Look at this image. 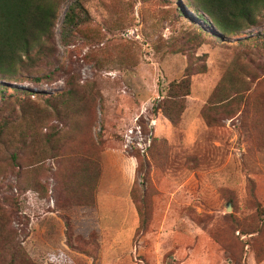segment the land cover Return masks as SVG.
<instances>
[{
    "label": "rangeland",
    "instance_id": "374dc122",
    "mask_svg": "<svg viewBox=\"0 0 264 264\" xmlns=\"http://www.w3.org/2000/svg\"><path fill=\"white\" fill-rule=\"evenodd\" d=\"M81 1L90 16L83 32L61 35L64 3L50 44L53 56L23 70L22 78L52 75L50 81L1 80L9 88H0V109L17 114L6 104L9 93L46 107L35 94L66 90L71 78L81 91L90 89L91 112L75 107L71 118L85 127L89 142H104L95 146L102 150L98 185L116 197L105 196L102 205L96 189L95 206L60 209L66 200L57 177L61 165L53 159L43 163L49 172L39 177L45 196L19 192L9 161L13 151L0 147V202L10 197L17 204L11 226L31 264H264V227L262 235L239 230L253 217L252 223L264 225L250 193L252 183L264 203V13L257 27L222 45L176 22L172 9L181 0ZM229 75L241 81L245 100L231 116L210 113V124L202 112ZM186 78L189 95L173 125L152 108L171 82ZM45 123L60 127L55 119ZM62 147L75 148V140ZM62 216L75 249L66 244ZM91 233L95 238L80 250L74 237L88 240ZM94 250L95 260L81 253Z\"/></svg>",
    "mask_w": 264,
    "mask_h": 264
},
{
    "label": "trees",
    "instance_id": "16d2710c",
    "mask_svg": "<svg viewBox=\"0 0 264 264\" xmlns=\"http://www.w3.org/2000/svg\"><path fill=\"white\" fill-rule=\"evenodd\" d=\"M64 3H67V10L61 35L81 34L85 25L90 22L89 13L81 0H0V82L25 79L38 85L50 81L52 75L29 73L24 78L22 75L23 70L31 69L43 59L53 56L54 50L50 44L54 39V29ZM176 6L175 10L172 9V17L174 16L176 22L185 25L188 30L194 31L206 41L212 43V40L218 39L222 45L227 43L226 40L230 37H238L243 35L244 31L257 27L264 13V0H181ZM190 16L210 25L213 32H204ZM238 42L243 43L242 40ZM227 77V80L224 81L223 78L217 86L202 112V117L210 124L214 123L210 120V113H225L226 116H231L245 100V88L241 81L237 78L232 80L230 75ZM65 85L67 89L60 92L35 94L37 100L43 101V104L45 102L46 107L30 106L21 96L16 98L12 93L6 95L7 106L17 110V114L13 117L0 109V147L13 151L9 155V161L12 168L16 169V190L32 191L39 197L45 196L47 189L41 184L39 177L49 170L44 169L43 163L49 159L59 160L61 166L57 177H60L62 182L61 189L66 200L64 205L59 206L60 209H64L67 204L90 208L95 206V194L96 189L99 191V185L101 190L105 189L102 183L98 185L102 150L95 147H101L104 142H89L85 127L71 118L75 107L77 112H91V104L94 101L91 90L81 87L84 90L81 91L80 84L73 78L66 81ZM190 85L188 78L171 82L163 101L153 106V113L162 114L171 124H177L183 113L184 100L189 95ZM0 88L6 91L9 87L0 85ZM231 92H234L233 96ZM22 94L27 98L31 96ZM51 119H55L60 127L45 123ZM64 127H67V132H63ZM70 139L75 140V148L61 151L63 143ZM23 156L29 161L25 165L20 162V157ZM10 188L12 189L11 186ZM250 190L253 198L251 206L256 216L264 219V203L255 194L252 183ZM60 203L62 202H58V205ZM17 209V204L10 197H4L0 202L1 264H31L22 248L19 235L11 226ZM230 217L235 225H240L238 218L233 215ZM62 219L65 224L66 244L75 249L69 220L66 216H62ZM252 221L239 228L241 233L262 235L264 225H255ZM144 224L145 218L141 220L137 231L143 229ZM87 237L88 240L74 237L75 242L80 244V250H87L82 244L95 238L92 233ZM95 251L92 254L81 253L95 260Z\"/></svg>",
    "mask_w": 264,
    "mask_h": 264
},
{
    "label": "crops",
    "instance_id": "0c3cea01",
    "mask_svg": "<svg viewBox=\"0 0 264 264\" xmlns=\"http://www.w3.org/2000/svg\"><path fill=\"white\" fill-rule=\"evenodd\" d=\"M105 196L116 197V196H113V195H107V194H105V193L103 192V190H101V187H100V185H99V191H98V193H97V198L101 201V204H102V205L105 204V203H107V202H105V201H106V197H105ZM120 199L122 200L121 203H124L123 205L125 206L127 200H125L124 198H120ZM128 199H129V197H128ZM125 209H127V207H126ZM96 212L98 213V210H97V209H96Z\"/></svg>",
    "mask_w": 264,
    "mask_h": 264
},
{
    "label": "water",
    "instance_id": "95a60500",
    "mask_svg": "<svg viewBox=\"0 0 264 264\" xmlns=\"http://www.w3.org/2000/svg\"><path fill=\"white\" fill-rule=\"evenodd\" d=\"M227 211H230V207L229 206H227V209H226Z\"/></svg>",
    "mask_w": 264,
    "mask_h": 264
}]
</instances>
